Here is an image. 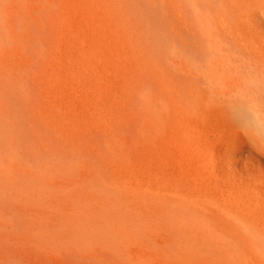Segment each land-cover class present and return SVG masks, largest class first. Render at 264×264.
<instances>
[{"label":"bare ground","instance_id":"6f19581e","mask_svg":"<svg viewBox=\"0 0 264 264\" xmlns=\"http://www.w3.org/2000/svg\"><path fill=\"white\" fill-rule=\"evenodd\" d=\"M61 1L0 0V264H187L214 256L220 264H264V42L247 27L254 23L259 37L264 33V0H205V23L222 27L210 31V46L202 33L195 34L201 45L192 40L198 47L189 48L184 35V43L164 49L166 59L151 61L164 90L147 100L156 133L175 110L182 134L211 125L226 138L212 153L221 162L204 196H197L201 188L191 191L194 178L181 166L188 149L176 150L164 167L138 156L116 124L95 128L98 97L87 103L69 80L73 70L50 60L61 4L68 5ZM129 16L135 25L138 17ZM161 29L149 34L160 36ZM165 32L170 41L176 30ZM228 195L242 203L227 210Z\"/></svg>","mask_w":264,"mask_h":264},{"label":"rangeland","instance_id":"374dc122","mask_svg":"<svg viewBox=\"0 0 264 264\" xmlns=\"http://www.w3.org/2000/svg\"><path fill=\"white\" fill-rule=\"evenodd\" d=\"M64 1L65 3L68 4L66 5V7L63 6L65 4H61ZM68 1L70 0H62L61 2H59L61 6L64 8V9L63 8L60 9L59 13L61 15L60 14L59 15L61 16V18L60 20L58 19L59 21L56 24L57 26L56 28H58L56 29V32L59 31L58 33L60 35L57 33V35L59 36V38H57L58 42L56 41L58 43L57 51H55L56 53L55 56H53L50 60H51V63H53L55 66L63 65V66H67L69 70H73V72L69 74V80L71 82L76 83L77 88H79L80 90V93L82 91L81 95L83 99L87 103H88V100H93L94 96H95V100L98 97V101L100 102L98 103L100 104V107L103 106L102 109L99 107L98 103H95L96 104V105L94 104L95 106L93 105V103L91 104V107L94 106L91 109L92 110L91 114L93 115L94 119L97 121L95 123V128L97 129L103 128L110 122L113 123L114 125L116 124L117 127L119 126V129L121 128V130H118V131H121L120 132L121 135L126 137L132 144L136 145L137 147L136 152L138 153V156L140 155L142 158L147 157L149 158V161L155 160L157 163H159L160 165H163L164 167H167L173 163L174 152L176 150L182 147L188 149L189 153L187 155V158L183 160L184 162L181 161L182 162L181 166H183L184 168L186 167L185 175L190 176L191 179L194 178V181L192 182V184L194 183V186L188 185L189 190L191 186L194 187V188L192 187L193 189H191V191L192 190L196 191L195 189L199 190L201 188L202 190L200 189L201 190L200 193L202 194L199 193L197 196L206 195L205 193L206 191L204 192V190H206L207 185L209 183L211 172L213 169H215L218 172L219 165L221 162V157L219 156V154H212V153L214 151H217L220 148V145H222L223 140H226L224 134L222 133V131H220V129H218L217 127H213L211 125L204 126L205 128H196L194 132H189V134H182L180 123H179V117L177 116L178 114L175 110L174 111L176 113L174 111L173 112L175 113L176 116L173 115L172 114L173 112H172L169 115L166 122L163 124L162 128L159 130V132L156 133V129L153 128L152 125L150 124V119H149L150 117L148 113L149 108L147 104L149 94L155 92L156 89H157V92L158 90L160 91L158 93L164 94L163 92L164 90L161 87V83H160L161 80H159L160 75H159V72H157L159 71L158 67L155 68V66H157L158 63H156V65L153 66L151 61L154 60L153 63L155 64L154 58L162 59V57H160L161 55H163V59H166L165 58L166 54L164 53V49L165 50L168 49V45L170 46L173 43V40H177V41L180 40L184 43V41H186V39L190 37L189 38L190 40L188 39L187 41V42L190 41L188 43L189 48H192L191 42H193L194 40H198L196 41L197 45H199V43L201 45L202 35H200V37L198 35V37L196 38L197 34L204 33L203 37H206L207 40H203V41L204 42L206 41L207 45L206 43L203 42L202 46L206 45V47L207 46L209 47L210 43L208 40V35L211 33L210 31L214 29H219L221 27L218 21L216 22H218L219 24L215 23L214 26L205 23L203 16L200 14L203 11L202 6L204 5L205 0L204 1L203 0H199V1L190 0V3H188V0H183L182 1L183 4L181 3L180 0H178L179 1L178 7L179 8L180 6L182 7V9L181 8L179 9L180 11L178 10V7L177 9H175V6L178 4L177 0H174V2L169 0V2H172V4L175 3L173 4V6L170 3L168 5V2L166 4L165 0H126V2L123 0L125 3V7H126V8L124 7L125 9L123 8L125 10V13L122 11V13L120 12L121 15L119 16L117 14L124 6V3H122L123 1L122 2L120 1L119 3H117L118 2L117 0H92V1L91 0H77V1L71 0L70 2ZM79 1L81 2L79 3ZM85 1L88 2V4ZM97 1H99V3ZM113 1L114 2L117 1L115 2L114 7L112 5V3H114ZM184 1H187L186 2L187 4L184 3ZM72 2L76 4L74 5ZM82 2H85V3H82ZM201 3L202 5H199ZM91 4H92V7H91ZM103 4H105L106 6L105 5L103 6ZM185 4L187 5V7H185L186 6ZM183 5H185L184 10H183ZM188 5H190V7H188ZM110 7H113V8L110 9ZM203 8L205 7L203 6ZM68 9L69 10L71 9V11H69ZM185 9L192 10V13L189 12L191 15V16L189 15V18L190 19L192 18L193 20L195 19L194 22L197 23L196 26H195V23L192 21V19L190 22L189 18L187 20L186 18H184L188 13L187 12L188 10L185 11ZM174 10L179 11V13ZM90 12L92 15L89 14ZM126 12H129V14H127ZM184 12H187V13L183 14ZM114 13H116V15ZM175 13H176V17L178 16L177 21L183 22L181 23V26L183 24L185 27L183 26V28L177 29L178 24L176 25V23H175L176 29H174L175 27H172V26H175L173 25L174 22L176 21ZM130 14L131 15L133 14V16L131 17H136V18L138 17V19L135 20L137 23L136 24L134 23L136 26L135 25L131 26V24H133L131 23V20L133 22L134 19L128 18ZM192 14H195V15L193 16ZM65 15L67 16V19ZM72 16H73V19H72ZM179 16H181L180 17L182 18L181 20H179L180 19ZM76 22H79V24ZM128 22H130L131 24H129ZM163 22L166 23V25ZM180 22H179V26H180ZM188 24H192L191 26H193L194 24L195 28L194 26L192 27L193 32H190L191 26H188ZM58 25L60 28L58 27ZM146 25H147V28H146ZM161 25L165 26L169 30L165 28L163 30V27ZM151 27H153V31L155 30L157 31V33L160 31L159 29L162 28L161 30H163L164 32L163 31L161 32H163L164 34L166 33V36L160 37L161 32H160V36H157L156 32H155V36H153L154 32L152 31ZM247 27L249 28V30L253 29L252 35H256L257 33V37L256 36L252 37L254 38L253 39L254 41L258 42L259 44L261 42H264V40L260 39L261 36L264 38L263 36L264 33H262L263 35L261 34L259 37L258 34L261 32V30L256 29L254 26V23L252 25L248 24ZM261 27H262L261 29L264 30V25ZM197 28L200 30V33H199V30H197L198 32L196 33ZM205 28L207 29V31ZM171 30H172V33L175 30L176 32L174 33V35L170 34L171 36H173L170 38L172 40V41L170 40L171 41L170 42L168 40L169 39V37L167 36L168 34L165 31H171ZM38 31L42 32L43 34L45 33L46 35L47 34L49 35V31L47 32L46 30H42L39 27H38ZM149 31H151L153 35L149 34L150 33ZM182 33H186V34H182ZM191 33L194 34V37L192 36ZM179 35H183V37L185 35L186 37L188 36V38L184 37L185 38L184 40L182 36H179ZM65 36H68V37H65ZM73 36L74 38H72ZM159 37L161 38V41L163 42L162 45H161V41ZM162 38H164V40ZM133 39H136L138 41L134 40L135 41L134 42ZM139 42L141 45L140 48H139ZM67 43H69V45H67ZM193 43H194L193 47L196 46L195 42ZM157 44L162 46L161 47L162 49L159 48V50H155V49H158ZM31 45L34 46V49L32 48V50H35L36 48L35 45L34 44H31ZM136 45H137V48H136ZM133 46L135 47L133 48L134 50L132 49ZM141 47L144 49L142 50ZM196 49L197 48H193L189 50L195 51ZM198 49L200 50V48ZM61 50H64L63 54L60 53L62 52ZM199 50L197 51L199 52ZM65 51H70L69 52L70 54L69 53H67L68 55L65 54ZM161 51L162 53H160ZM197 51H195L196 54L198 53ZM146 53H148L149 55L148 54L146 55ZM195 53H192L194 54L195 59L197 57L198 58L200 57L199 59H201L200 53H198L197 56ZM154 54H157V55L151 56ZM147 56H150L152 59ZM65 58L67 61L65 60ZM73 58H74V61H73ZM71 61L74 65L70 63ZM149 61L151 62L152 65L149 64L150 63ZM162 61L163 60H161V62ZM74 62L75 63L78 62L77 63L78 66ZM157 75L159 77H157ZM158 83L160 84V86L158 85ZM157 85L159 86V88L161 87L162 89L161 88L158 89ZM105 98H107L106 100L108 101H105ZM97 105L98 107L96 109ZM97 111H99L100 114H98ZM99 115H100V119H99ZM146 127H149L148 131H146L145 129ZM175 127L177 128V130L179 129V131H177ZM124 128H126V130L123 131ZM146 132L148 134H146ZM145 135L149 136L150 139L148 140L144 139ZM181 135H184L185 137ZM195 140H197V142ZM185 162H187V164ZM189 164L193 167H190ZM190 168H193V169H190ZM241 203H242L241 199H238L237 201H232L229 195L227 198L224 199V204L227 210L230 209L231 205H236V204L240 205ZM213 260H216L215 256L210 261V263L209 262L207 263L205 261L203 262L194 261L192 263H187V264H196L197 262H199L197 264H205V263L206 264H220L219 261L217 260L213 261ZM58 261L56 262L59 263ZM69 261L70 263L74 264L73 260H72L73 262L71 260H68L66 264H69ZM76 263L79 264L78 261H76ZM182 263L184 264V262L178 261V263L176 264H182ZM85 264H88V263H85Z\"/></svg>","mask_w":264,"mask_h":264}]
</instances>
